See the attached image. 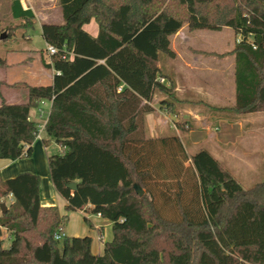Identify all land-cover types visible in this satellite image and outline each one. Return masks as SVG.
Here are the masks:
<instances>
[{
  "label": "trees",
  "instance_id": "trees-1",
  "mask_svg": "<svg viewBox=\"0 0 264 264\" xmlns=\"http://www.w3.org/2000/svg\"><path fill=\"white\" fill-rule=\"evenodd\" d=\"M58 5L62 22L40 25L45 44L56 48L48 61L41 57L54 71L51 83L5 84L25 88L28 97L0 102V158L31 154L39 132L31 111L49 101L42 141L59 146L47 156L52 186L67 211L109 219L112 238L102 254L90 252L89 236L55 238L67 216L41 205L40 177L21 172L0 178V198L12 196L4 211L0 207V264H264V180L245 188L205 147L186 153L179 135L196 128L190 121L150 138L144 120L156 91L164 96L161 105L177 101L173 86L159 82L165 76L157 64L160 54L174 56L170 36L183 26L228 27L238 36L226 52L234 56V104H203L212 112L264 111V0ZM12 16L24 18L25 28L33 24L28 8H15ZM92 17L96 36L82 27ZM63 52L71 58H61ZM0 66H7L1 57ZM70 182H76L74 191Z\"/></svg>",
  "mask_w": 264,
  "mask_h": 264
},
{
  "label": "crops",
  "instance_id": "crops-1",
  "mask_svg": "<svg viewBox=\"0 0 264 264\" xmlns=\"http://www.w3.org/2000/svg\"><path fill=\"white\" fill-rule=\"evenodd\" d=\"M18 1V3H16ZM24 5H20L19 0H8L10 20L16 23L22 22L24 18H14L12 11L15 8L30 9L33 13V23H57L60 12L58 0H25ZM62 17V14H61ZM92 23V24H91ZM87 30L92 36L98 33V27L94 18H90L87 23ZM178 30L170 36V47L174 52L172 62L159 55L158 67L165 77V84H171L177 101L167 107L161 105L163 94L156 91L153 98L148 102L153 111L145 114L144 120L147 127V135L150 138L158 136L159 133L167 134L170 128L176 129L177 121L188 120L196 125V129H189L179 135L183 143L185 152L192 154L200 147H205L220 163L227 168L240 183L246 175L254 178L264 171V111L249 112L248 114H235L228 110L212 112L203 103L212 106H232L234 103V56L226 54L233 47L238 36L233 33V43L229 47L226 45L223 49H213L214 44L207 42L210 33L194 34L193 30L186 27ZM28 29V28H27ZM227 29L222 27L217 31ZM233 32V31H232ZM24 37H28L27 30ZM45 42V41H44ZM227 48V49H226ZM28 50H31L29 48ZM46 50V49H45ZM36 52V51H35ZM34 55H38L35 53ZM223 54L222 56L215 55ZM47 54V53H46ZM48 56V55H47ZM0 57L2 58V52ZM49 60V59H48ZM4 61L8 63L7 67H0V102L6 103H24L19 102L20 97L27 98L28 93L24 90L20 94L15 89L17 87H7L5 84L14 83V80H8L5 75L10 66L9 52L4 53ZM29 81H24L30 85H40L42 82L34 81L32 70L24 67ZM45 84H50L54 71L47 69ZM45 75V74H43ZM37 76V77H38ZM21 83V82H20ZM19 97V98H18ZM27 100V99H26ZM24 100V101H26ZM227 102V103H226ZM228 104V105H227ZM44 111L43 117L46 118L49 113L50 102L46 101L39 105ZM38 106V107H39ZM38 107L36 113L31 111V119L40 122L38 118ZM172 109V110H170ZM44 127L39 132L31 145V154L17 159L0 158V178L7 179L21 172H31L40 177L39 182V202L41 205H55L60 215H65L66 201L53 188L48 173V145H44ZM53 141L52 139L49 140ZM54 142L57 151L59 146ZM190 148L191 151H187ZM12 196L5 197V201L10 203ZM5 205V204H4ZM80 213L83 211L78 210ZM67 224L63 225L62 233L66 236H77L85 232L83 223L79 219L76 211H67ZM87 217V216H85ZM90 221V230L93 231L91 238L90 252L102 254L103 243L112 238L111 221L92 213L87 217ZM71 220L73 222H71ZM84 220V219H83ZM110 228V233L108 234Z\"/></svg>",
  "mask_w": 264,
  "mask_h": 264
},
{
  "label": "rangeland",
  "instance_id": "rangeland-1",
  "mask_svg": "<svg viewBox=\"0 0 264 264\" xmlns=\"http://www.w3.org/2000/svg\"><path fill=\"white\" fill-rule=\"evenodd\" d=\"M49 2H53V0H49ZM10 17L11 16L9 14L8 0H0V35L5 34V38L3 39L0 38V55L2 52V59H4V53L9 52L10 61H11L10 66L13 67L12 69L7 70V74L5 75V77L8 80H14L15 82L28 81V83H31L29 81L28 75H26V72L24 70V67H27L30 70H32L34 74L33 76L39 74L40 73L39 71H42L41 73L45 75L43 74H40L39 76L36 75L34 81H39L42 82V84H45L46 83L45 80L47 79V74H49L50 72L47 71L48 68H46L41 61V57L43 61H48V56L45 50L47 45L44 42L39 22L37 21L36 23H33L32 26L27 29L24 27L23 22H19V23H16V21L12 22L10 20ZM55 21H57V23L62 22V17L60 13L58 14V19ZM87 23L82 25L85 31L89 29ZM26 30L28 37H24V33L26 32ZM184 31H186V27H184ZM193 32L196 35H199L201 33H210L211 35L210 38L212 40L208 38L207 42H211L214 44L213 47L214 50L223 49L224 47H226V45H229L230 47L231 44L233 43L232 30L228 31L227 29H223L222 31H217V29L215 30L199 29V30H193ZM29 48H31V50H28ZM34 52L38 53V55H34ZM160 55L166 60V62L169 61V63H171L173 61L172 58L168 55L167 56L165 54H160ZM5 67L7 66H4L3 68ZM15 90L18 91L20 96L21 93H23L22 91L24 90L26 91V89L21 86L17 87ZM26 99L27 98L25 97L24 99L23 97H20L19 102H24V100ZM32 111L36 113L35 108L32 109ZM192 129H196V128H192ZM48 146L49 147L47 148V152H49V154H53L58 151V150L54 151L56 149V146L54 145L53 141H50V144H48ZM187 151L190 152L191 149L188 148ZM250 178H251L250 176L246 175L245 179H241L242 185L245 188H250L256 182L264 180V171L258 174L257 176H255L254 178L252 179ZM0 203L5 204V206L8 205V203L5 201V198H0ZM76 213L79 215V219L83 223V226L85 228V232L77 236H89L90 238H92L93 231L90 230L89 224L85 220H83L84 216L90 217L91 213H80L78 210H76ZM65 215L66 216L69 215L67 210L65 211ZM65 221L66 222L64 223V227L67 224V217ZM71 222L73 221L71 220ZM108 234H111L110 228ZM77 236H71V237H77ZM1 238L3 239L4 247H8L11 239H9V233L4 229H2Z\"/></svg>",
  "mask_w": 264,
  "mask_h": 264
},
{
  "label": "built area",
  "instance_id": "built-area-1",
  "mask_svg": "<svg viewBox=\"0 0 264 264\" xmlns=\"http://www.w3.org/2000/svg\"><path fill=\"white\" fill-rule=\"evenodd\" d=\"M25 2H26L25 0H19L20 5L21 4L24 5ZM55 52H56V48H54L51 45H47V47H46V53H47L48 57L51 56V55H53V54H55ZM71 56H72V52H68V53L67 52H63L61 54V58H64V59L71 58ZM159 82L165 83V79L162 78V77H160L159 78ZM120 88H121V85L117 87V90L119 91ZM46 101L47 100H41L39 105H43L44 103H46ZM37 109H38V118L40 120V122L38 123V125H39V129H40L41 127H44V123L46 121V118L43 117L44 111L41 108V106H39ZM62 235H63L62 228H60L59 231H58V233H55L54 237L57 238V239H60Z\"/></svg>",
  "mask_w": 264,
  "mask_h": 264
},
{
  "label": "water",
  "instance_id": "water-1",
  "mask_svg": "<svg viewBox=\"0 0 264 264\" xmlns=\"http://www.w3.org/2000/svg\"><path fill=\"white\" fill-rule=\"evenodd\" d=\"M0 38L1 39L5 38V34H1L0 35ZM67 186L74 191L75 190V187H76V182H70V183L67 184ZM132 187L134 188V190H135V192H136L137 195L140 196V195L143 194L144 189L141 186H139L138 184L134 183L132 185ZM0 207L3 209V211L6 209V207H5V205L3 203L0 204Z\"/></svg>",
  "mask_w": 264,
  "mask_h": 264
}]
</instances>
